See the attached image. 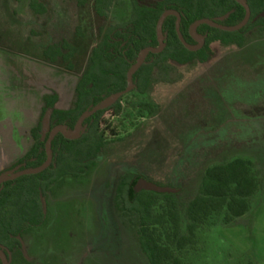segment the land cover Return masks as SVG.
<instances>
[{"label":"rangeland","instance_id":"obj_1","mask_svg":"<svg viewBox=\"0 0 264 264\" xmlns=\"http://www.w3.org/2000/svg\"><path fill=\"white\" fill-rule=\"evenodd\" d=\"M40 1L47 6L44 16L16 0H0V72L12 71V83L0 86V102L6 101L0 115H7L0 118V170L31 146L37 95L55 91L57 106H69L88 53L100 40V28L127 19L130 12L129 0L113 3L105 17L96 16L93 0L81 6L77 0ZM61 39L77 48L70 70L67 62L50 63L41 54L47 44ZM213 48L208 62L180 66L171 78L154 81L148 96L158 105L155 115L132 106L144 96L126 92L120 115L111 120L114 141L83 178H67L62 188L48 194V223L23 235V247L11 254L12 260L149 264L117 206L116 189L124 173L179 186L178 197L186 199L208 165L244 157L264 167V34L252 32L242 47ZM16 110L25 112V118L18 119ZM143 188L141 181L132 185L133 191ZM219 223L214 217L197 231L196 249L184 254L187 264H264V198L241 224Z\"/></svg>","mask_w":264,"mask_h":264},{"label":"trees","instance_id":"obj_2","mask_svg":"<svg viewBox=\"0 0 264 264\" xmlns=\"http://www.w3.org/2000/svg\"><path fill=\"white\" fill-rule=\"evenodd\" d=\"M129 0L127 19L100 28V40L91 47L86 64L74 89L70 108H54L55 93L43 96L44 106L39 122L31 130L32 144L27 152L8 169L30 170L41 167L48 158L43 132V115L51 110L49 127L61 125L73 129L80 115L103 103L113 93L127 87V72L137 62L140 52L160 44L157 25L162 14L175 10L180 14L179 29L185 44L179 39L175 15H166L160 25L163 48L149 51L132 74V88L144 100L133 104L149 116L157 113L158 105L148 96L154 81L171 78L180 66L205 63L215 55L213 43L242 47L252 32L264 34V0ZM34 14L44 16L47 6L40 0H16ZM87 0H77L79 6ZM113 3L122 0H93L96 16L105 17ZM250 16L238 29L222 30L207 22L196 25L195 32L204 41L198 43L190 27L201 19L214 24L235 26ZM79 30V29H78ZM77 48L67 39L47 44L41 50L50 63L70 59ZM123 94L111 105L98 108L81 123L75 138L57 132L51 140V161L43 168L24 173L0 183V250L5 255L22 248L21 238L34 228L48 223V194L62 188L67 178L80 179L92 170L99 154L105 153L117 136L111 123L120 115ZM3 171H0V174ZM138 174L124 173L117 185V206L129 219L134 236L149 264H187L184 254L195 250L197 231L214 217L219 226L241 224L254 203L264 198V167L244 157H234L208 165L193 186L192 195L180 199L181 188L172 192L151 189L132 190ZM142 176V175H140ZM108 182V181H107ZM8 264H17L8 258ZM0 264H3L0 259Z\"/></svg>","mask_w":264,"mask_h":264},{"label":"water","instance_id":"obj_3","mask_svg":"<svg viewBox=\"0 0 264 264\" xmlns=\"http://www.w3.org/2000/svg\"><path fill=\"white\" fill-rule=\"evenodd\" d=\"M241 3H244L243 0H239ZM246 7V14H245V18L242 20L241 23H239L238 25H235V26H223V25H220V24H214L212 21L210 20H207V19H201L197 22H195L194 24H192L191 26V32H193V29L195 28L196 24H199L201 22H207L211 25H214L218 28H221V29H224V30H233V29H238L240 28L242 25L245 24V22L247 21V19L249 18L250 16V10L248 8L247 5H245ZM168 14H172V15H175L177 17V21H176V30H177V34L179 36V39L185 44V41L181 35V32H180V29H179V21H180V15L177 11H174V10H168V11H165L162 16L160 17L159 19V22H158V25H157V31H158V35L160 37V40H161V36H160V25L164 19V17ZM201 43V41H200ZM190 47V46H188ZM163 48V42L160 41V44L157 48H153V47H147L145 49H143L138 58H137V62L129 69V71L127 72V87L125 90L123 91H119V92H116V93H113L111 94L110 96H108L107 98L104 99L103 103L100 104V105H97L95 107H93L92 109H89L87 111H84L81 116L79 117L78 121H77V126L80 125V123L84 120V118H86L87 116H89L90 114H92L93 112H95L98 108L100 107H103V106H106V105H110L112 103H114L121 95H123L124 93H126L128 90H130L131 86H132V74L136 71V69L139 67V65L141 64L142 60H143V57L145 56L146 53H148L149 51H160L161 49ZM192 48V47H190ZM49 118H50V111H47L45 116H44V121H43V129L44 131H46L48 129V123H49ZM56 131H62L66 134L67 137L69 138H74L78 135V131L74 130L72 133L70 134H67L64 130V127H61V126H56L54 127L51 132H50V135H49V138L47 139V142H46V148L49 152V146H50V141H51V138H52V135L54 134V132ZM51 160V157L50 155L48 156L46 162L44 165H42L41 167L39 168H36V169H30V170H19L17 171L16 173L14 174H2L0 175V183L4 180H7V179H12L16 176H20L24 173H28V172H31V171H36V170H39L41 168H43L44 166H46L47 164H49ZM141 184L142 186L145 188V189H151V190H154V191H157V192H171V191H174V189H170V188H161V187H158L152 183H149L147 182L146 180H143L141 181ZM0 255L2 257V261H3V264H7V260H6V257L5 255L0 251Z\"/></svg>","mask_w":264,"mask_h":264},{"label":"flooded vegetation","instance_id":"obj_4","mask_svg":"<svg viewBox=\"0 0 264 264\" xmlns=\"http://www.w3.org/2000/svg\"><path fill=\"white\" fill-rule=\"evenodd\" d=\"M168 11V10H167ZM175 11V10H174ZM168 15H172V14H168ZM180 15V14H179ZM177 21V20H176ZM197 25V24H196ZM221 25V24H220ZM192 26V25H191ZM224 26V25H223ZM196 27V26H195ZM216 27V26H215ZM191 28V27H190ZM218 28V27H217ZM219 29H221V28H219ZM222 30H224V29H222ZM190 33L192 34V36L195 38V39H197V41H198V43L196 44V45H194V46H190V47H192V48H194V49H196V48H198V47H200L202 44H203V39L200 37V36H198L197 34H196V32H195V28L193 29V32H191V29H190ZM160 36H161V40H160V37H159V35H158V37H159V40L160 41H163V36H162V33H161V31H160ZM200 41H201V43H200ZM214 44H219V43H213L212 44V47H213V45ZM219 45H221V44H219ZM157 48V47H156ZM214 57V56H213ZM212 57V58H213ZM211 58V59H212ZM210 59V60H211ZM208 62V61H207ZM206 63V62H205ZM83 71V70H82ZM82 73V72H81ZM80 76V75H79ZM79 76H78V78H79ZM78 78H77V80H78ZM77 80H76V82H77ZM76 85V84H75ZM131 88H132V86H131ZM130 88V89H131ZM74 89H75V87H74ZM52 93H55L56 95H57V100H56V102H55V104H54V108H56V109H60V110H66V109H68V108H70V106H71V104H72V101H73V96H74V91H73V95H72V98H71V102L69 103V106H67L66 108H60V107H57V103H58V100H59V97H58V94L55 92V91H52V92H50V93H45V94H52ZM44 94V95H45ZM125 94V93H124ZM43 95V96H44ZM122 96V95H121ZM120 96V97H121ZM119 97V98H120ZM118 98V99H119ZM42 99H43V97H42ZM117 99V100H118ZM111 105V104H110ZM43 106H44V102H43V105H42V108H43ZM47 111H50V118H51V110H47ZM46 111V112H47ZM46 112H45V114H46ZM41 113H42V110H41ZM45 114L43 115V121H44V116H45ZM81 116V115H80ZM40 117H41V114H40ZM40 117H39V120H40ZM50 118H49V123H50ZM79 119V118H78ZM85 119V118H84ZM39 120H38V122H39ZM78 121V120H77ZM37 122V123H38ZM83 122V121H82ZM81 122V123H82ZM49 123H48V129L46 130V131H44V129H43V132L44 133H47L48 134V137H47V139L49 138V135H50V132H51V130L54 128V127H56V126H61V125H55V126H53V127H49ZM81 123H80V125L79 126H77V122H76V124H75V126H74V128L73 129H65L64 128V130H65V132L67 133V134H70V133H72L74 130H76V131H78V133H79V131H80V129H81ZM37 125V124H36ZM42 127H43V122H42ZM61 127H63V126H61ZM57 132H62V131H56V132H54V134L52 135V138L54 137V135L57 133ZM64 135H66L64 132H62ZM77 137V136H76ZM52 138H51V140H52ZM69 138V137H68ZM75 138V137H74ZM47 142V141H46ZM50 143H51V141H50ZM48 155H50V152H48ZM51 157V156H50ZM18 160V159H17ZM16 160V161H17ZM15 161V162H16ZM51 161V160H50ZM14 163V162H13ZM12 163V164H13ZM50 163V162H49ZM11 164V165H12ZM11 165H9L8 167H6L5 169H2V170H0V171H3L0 175H2V174H7V173H9L10 175L11 174H14V173H16L17 171H19V170H17V169H13V170H9L8 168L11 166ZM136 173V172H135ZM138 174V176L137 177H135L134 178V180H133V185H135V182H137V181H143V180H146L147 182H149V183H152V184H154V185H156V186H158V187H161V188H170V189H177L176 188V186H173V185H169V184H167V185H157L156 183H154V182H151L146 176H144L143 174H141V173H137ZM140 175H142V176H140ZM143 189H145V188H143ZM140 190V189H139ZM172 192V191H171ZM25 235V234H24ZM23 237V236H22ZM21 241H22V238H21ZM22 247H23V242H22ZM4 255H5V253L2 251V250H0ZM13 253V252H12ZM12 253H10L9 254V256H8V258H10V259H12V257H11V254ZM5 257H6V260H7V264H8V258H7V256L5 255ZM0 259H1V261H2V257H1V255H0ZM2 263H3V261H2Z\"/></svg>","mask_w":264,"mask_h":264},{"label":"crops","instance_id":"obj_5","mask_svg":"<svg viewBox=\"0 0 264 264\" xmlns=\"http://www.w3.org/2000/svg\"><path fill=\"white\" fill-rule=\"evenodd\" d=\"M6 58H8V57H6ZM3 65H6V63H4ZM6 67H8L7 65H6ZM12 67V66H11ZM1 71L2 72H0V74H2L1 76H0V78H1V82H0V86H5V87H8V85L10 84V79H11V83H12V76L10 77L9 75H11V72L12 71H9V70H7V69H1ZM5 89V88H4ZM3 89V90H4ZM4 92V91H3ZM1 94V93H0ZM39 95V94H38ZM37 95V99H36V105H35V124H34V126L37 124V122H38V120H39V117H40V114H41V110H42V105H43V99H42V97H43V93L41 94V95H39L38 96ZM5 95H3V97H4ZM2 102H0V110H3V106L5 107L6 106V101H5V97H4V99H2L1 100ZM58 107V106H57ZM26 111H27V109H26ZM17 116H18V119L20 118V119H24L25 118V116L26 115H24V113L21 111V110H16L15 112H14ZM6 114L4 113V114H2V115H0V118L1 119H3V118H6ZM0 119V120H1ZM8 120V119H7ZM5 121V120H4ZM33 126V127H34ZM32 127V128H33ZM17 132H18V134H19V130H17ZM27 132V131H26ZM30 137H31V133H30ZM31 144H32V137H31ZM21 157V156H20ZM19 157V158H20ZM18 158V159H19ZM13 161H11V162H9V163H12ZM9 165H11V164H9Z\"/></svg>","mask_w":264,"mask_h":264}]
</instances>
